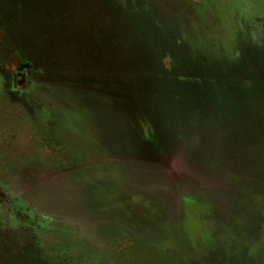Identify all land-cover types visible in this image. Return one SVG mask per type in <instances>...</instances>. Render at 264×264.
Listing matches in <instances>:
<instances>
[{"label":"rangeland","instance_id":"374dc122","mask_svg":"<svg viewBox=\"0 0 264 264\" xmlns=\"http://www.w3.org/2000/svg\"><path fill=\"white\" fill-rule=\"evenodd\" d=\"M51 1L0 0L7 231L66 264L264 261V185L240 189L264 174V86L243 83L264 0ZM28 57L37 69L16 89Z\"/></svg>","mask_w":264,"mask_h":264},{"label":"trees","instance_id":"16d2710c","mask_svg":"<svg viewBox=\"0 0 264 264\" xmlns=\"http://www.w3.org/2000/svg\"><path fill=\"white\" fill-rule=\"evenodd\" d=\"M122 0H115L114 5L116 7V10L119 8L121 9L122 6ZM68 7V5L66 6ZM65 7L64 0L62 2H59L58 0L51 1V7L49 11H70ZM114 8V7H113ZM263 32V31H262ZM264 34V32H263ZM248 57V54H245ZM260 60H256V69H258V72L255 73V75L243 77V83L247 89L250 87V84L248 80L252 78H255L257 83L262 84L264 86V43L260 46ZM27 60L22 61L20 65L17 67V71L15 72V88L19 86H26L27 88L30 83L31 75L36 71L37 69V63L36 61L28 57ZM251 59V58H249ZM167 60V59H166ZM171 67L172 64L169 63V59L167 62L163 63V70L165 74L171 73ZM242 78V77H241ZM144 132L146 130L144 129ZM149 131H147L148 133ZM150 135V132H149ZM264 172V168H263ZM251 174L244 175L242 178H240V189L242 184L246 186H251L252 188H255L256 186L263 184L264 185V174H259L257 177V180H253L250 178ZM257 192L254 190L247 189L245 192V197L249 196V199H257L256 194ZM262 194H259V197L257 199V203L259 204L261 201H264V199L261 196ZM3 196V192L0 186V197ZM261 196V197H260ZM260 205V204H259ZM258 205V206H259ZM1 209V208H0ZM259 210L264 209V207L258 208ZM1 214V210H0ZM1 216V215H0ZM1 218V217H0ZM204 217H200L198 219V222L196 223V228L198 232V240L202 244H207L210 242V238L207 237L208 235V227L207 223H203ZM43 227L44 226H40ZM201 228V229H200ZM262 231V235H264V221L262 223H259L258 225V232ZM184 236V235H182ZM212 240V239H211ZM49 244L48 242L46 245ZM44 244L43 240H33L29 239L28 237H25L24 234L19 235L16 232H13V235H11L10 232L7 231L6 226L4 225V222L2 219H0V264H66L64 261L55 260V258H50L47 254H45V249L47 248ZM256 249L251 248L250 250H247V253L251 256V253L256 255L255 253ZM246 252V251H245ZM227 254V253H226ZM223 258L225 254H222ZM222 258V259H223ZM258 262V259L255 261H252L251 264H264V261ZM229 262V260H228Z\"/></svg>","mask_w":264,"mask_h":264}]
</instances>
